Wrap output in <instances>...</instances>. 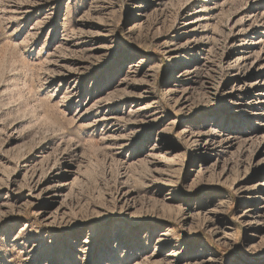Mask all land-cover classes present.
<instances>
[{
  "label": "rangeland",
  "instance_id": "1",
  "mask_svg": "<svg viewBox=\"0 0 264 264\" xmlns=\"http://www.w3.org/2000/svg\"><path fill=\"white\" fill-rule=\"evenodd\" d=\"M0 264H264V0H0Z\"/></svg>",
  "mask_w": 264,
  "mask_h": 264
},
{
  "label": "bare ground",
  "instance_id": "2",
  "mask_svg": "<svg viewBox=\"0 0 264 264\" xmlns=\"http://www.w3.org/2000/svg\"><path fill=\"white\" fill-rule=\"evenodd\" d=\"M178 65V64H177ZM176 68H179L178 66H175Z\"/></svg>",
  "mask_w": 264,
  "mask_h": 264
}]
</instances>
